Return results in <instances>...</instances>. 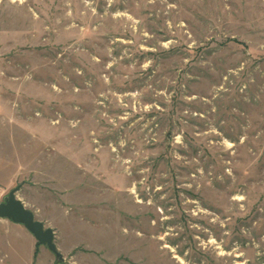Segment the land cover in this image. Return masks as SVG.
<instances>
[{
  "label": "rangeland",
  "instance_id": "obj_1",
  "mask_svg": "<svg viewBox=\"0 0 264 264\" xmlns=\"http://www.w3.org/2000/svg\"><path fill=\"white\" fill-rule=\"evenodd\" d=\"M0 264H264V0H0Z\"/></svg>",
  "mask_w": 264,
  "mask_h": 264
},
{
  "label": "water",
  "instance_id": "obj_2",
  "mask_svg": "<svg viewBox=\"0 0 264 264\" xmlns=\"http://www.w3.org/2000/svg\"><path fill=\"white\" fill-rule=\"evenodd\" d=\"M19 187L11 190L0 203V219H6L14 224L22 225L27 230L39 246L46 247L56 258L61 261V255L57 252L54 244V234L49 228L37 221L29 210L16 199L15 194Z\"/></svg>",
  "mask_w": 264,
  "mask_h": 264
},
{
  "label": "trees",
  "instance_id": "obj_3",
  "mask_svg": "<svg viewBox=\"0 0 264 264\" xmlns=\"http://www.w3.org/2000/svg\"><path fill=\"white\" fill-rule=\"evenodd\" d=\"M37 246H39V245L37 244Z\"/></svg>",
  "mask_w": 264,
  "mask_h": 264
}]
</instances>
